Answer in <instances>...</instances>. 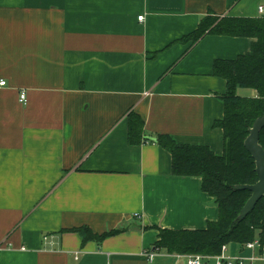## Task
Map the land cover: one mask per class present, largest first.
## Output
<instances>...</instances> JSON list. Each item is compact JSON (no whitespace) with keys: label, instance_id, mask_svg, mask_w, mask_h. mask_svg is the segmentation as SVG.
Masks as SVG:
<instances>
[{"label":"crops","instance_id":"0c3cea01","mask_svg":"<svg viewBox=\"0 0 264 264\" xmlns=\"http://www.w3.org/2000/svg\"><path fill=\"white\" fill-rule=\"evenodd\" d=\"M259 6L0 0V264H186L143 252L158 228L205 229L218 207L199 177L172 173L156 139L223 154L226 82L214 65L254 39L188 36L206 17H258ZM132 113L143 122L138 144Z\"/></svg>","mask_w":264,"mask_h":264},{"label":"trees","instance_id":"16d2710c","mask_svg":"<svg viewBox=\"0 0 264 264\" xmlns=\"http://www.w3.org/2000/svg\"><path fill=\"white\" fill-rule=\"evenodd\" d=\"M253 38L250 50L233 60L215 62V72L226 82L222 96L223 118L216 123L223 129L224 151L215 155L208 147L177 144L166 135L156 143L172 156L175 176H197L201 188L215 200L218 219L205 229L158 228L154 249L178 254H219L224 244L242 245L258 238L264 245V195L254 208L240 219L242 208L251 191L238 188L254 184L258 177L255 162L244 141L257 119L264 117V14L258 17L209 16L188 37L197 40L204 33ZM238 88L253 89L254 96H241ZM142 120L132 113L129 117V141L138 144ZM259 144L264 150V126L259 131ZM83 239L88 237L78 229ZM100 240V239H98Z\"/></svg>","mask_w":264,"mask_h":264},{"label":"built area","instance_id":"2783aa9c","mask_svg":"<svg viewBox=\"0 0 264 264\" xmlns=\"http://www.w3.org/2000/svg\"><path fill=\"white\" fill-rule=\"evenodd\" d=\"M258 11L264 14L263 6L258 7ZM144 15H139L138 20H142ZM4 80H0V85H5ZM21 102H26L25 92H21L19 95ZM134 217L139 218V214H135ZM240 249L238 253H232L228 247V244L221 246L219 254H178L172 253L173 256H184L186 264H264V245L258 238L248 241L242 245H239ZM0 246V251H1ZM161 249L145 250L143 254L148 260L152 261ZM248 252V253H247Z\"/></svg>","mask_w":264,"mask_h":264},{"label":"water","instance_id":"95a60500","mask_svg":"<svg viewBox=\"0 0 264 264\" xmlns=\"http://www.w3.org/2000/svg\"><path fill=\"white\" fill-rule=\"evenodd\" d=\"M264 126V117L257 119L249 129V135L244 141L246 149L250 152L255 162L257 181L254 184L238 186V188L248 189L251 195L242 208L240 219H243L251 211L256 202L264 195V150L259 144V131Z\"/></svg>","mask_w":264,"mask_h":264},{"label":"rangeland","instance_id":"374dc122","mask_svg":"<svg viewBox=\"0 0 264 264\" xmlns=\"http://www.w3.org/2000/svg\"><path fill=\"white\" fill-rule=\"evenodd\" d=\"M239 244L237 243H232L228 245V247H230V250H232L233 253H238L240 247L238 246Z\"/></svg>","mask_w":264,"mask_h":264}]
</instances>
